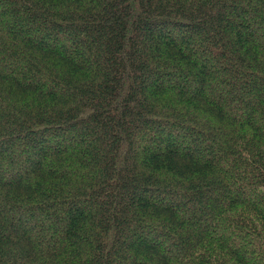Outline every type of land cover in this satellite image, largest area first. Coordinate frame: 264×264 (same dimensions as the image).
Wrapping results in <instances>:
<instances>
[{"label": "trees", "instance_id": "obj_1", "mask_svg": "<svg viewBox=\"0 0 264 264\" xmlns=\"http://www.w3.org/2000/svg\"><path fill=\"white\" fill-rule=\"evenodd\" d=\"M0 264H264V0H0Z\"/></svg>", "mask_w": 264, "mask_h": 264}]
</instances>
